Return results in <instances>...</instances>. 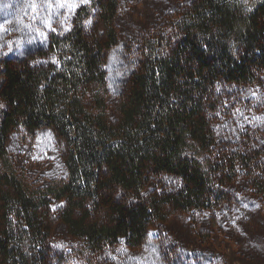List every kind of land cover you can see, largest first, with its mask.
I'll return each instance as SVG.
<instances>
[{
    "label": "trees",
    "instance_id": "obj_1",
    "mask_svg": "<svg viewBox=\"0 0 264 264\" xmlns=\"http://www.w3.org/2000/svg\"><path fill=\"white\" fill-rule=\"evenodd\" d=\"M60 2L0 0V264H264V0Z\"/></svg>",
    "mask_w": 264,
    "mask_h": 264
},
{
    "label": "rangeland",
    "instance_id": "obj_2",
    "mask_svg": "<svg viewBox=\"0 0 264 264\" xmlns=\"http://www.w3.org/2000/svg\"><path fill=\"white\" fill-rule=\"evenodd\" d=\"M62 2H60V5L63 6L66 4V7L68 8H71L74 6V4L78 1V0H61ZM65 7V8H66ZM35 27V26H33ZM36 31H38L37 27H35ZM149 234L150 236L152 237H155L157 235V230L156 229H150L149 231ZM65 247H66V250L68 252H70V250L73 249L74 245H75V242H73L72 240H69V241H63ZM66 264H81L79 261H78V258L77 256L74 254L71 258H70V261L67 262Z\"/></svg>",
    "mask_w": 264,
    "mask_h": 264
},
{
    "label": "snow or ice",
    "instance_id": "obj_3",
    "mask_svg": "<svg viewBox=\"0 0 264 264\" xmlns=\"http://www.w3.org/2000/svg\"><path fill=\"white\" fill-rule=\"evenodd\" d=\"M85 2H86V0H85ZM86 23H90V22H86Z\"/></svg>",
    "mask_w": 264,
    "mask_h": 264
}]
</instances>
